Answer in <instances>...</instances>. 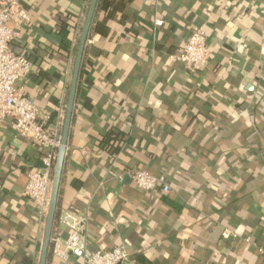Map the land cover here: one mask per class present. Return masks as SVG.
<instances>
[{
    "label": "crops",
    "instance_id": "crops-1",
    "mask_svg": "<svg viewBox=\"0 0 264 264\" xmlns=\"http://www.w3.org/2000/svg\"><path fill=\"white\" fill-rule=\"evenodd\" d=\"M101 1L58 215L88 214V251L124 247L131 254L124 264H264V0ZM20 2L32 24L16 46L34 72L18 86L55 129L90 0ZM199 26L207 28L210 60L192 72L169 56ZM44 155L0 123V264H40L46 220L23 192ZM132 169L164 175L171 193L140 190L126 175ZM226 229L238 237L225 240ZM47 264L83 261L50 253Z\"/></svg>",
    "mask_w": 264,
    "mask_h": 264
},
{
    "label": "built area",
    "instance_id": "built-area-1",
    "mask_svg": "<svg viewBox=\"0 0 264 264\" xmlns=\"http://www.w3.org/2000/svg\"><path fill=\"white\" fill-rule=\"evenodd\" d=\"M31 24V14L20 0H0V123L8 121L18 136L30 139L36 147L45 151L41 167L29 173L23 192V197L36 205L41 220L45 221L65 111L63 107L61 114L55 119L56 127L52 129V116L42 113L37 104L26 95L23 87L18 86V83L25 85L30 80L34 67L29 53L16 52L13 45ZM162 25V21L156 22V26ZM81 30L77 33L76 44ZM169 60L172 63H182L192 72L207 67L210 50L206 26L196 27L178 53L170 55ZM126 175L142 191L166 195L172 191L164 175L155 176L140 169L128 170ZM89 223L90 216L86 213L62 211L56 220L50 253L62 261L66 262L74 257L82 260L83 264H124L130 259L131 254L124 247L89 252ZM61 231H66L67 235L64 237ZM237 237L230 230L223 232L225 240Z\"/></svg>",
    "mask_w": 264,
    "mask_h": 264
},
{
    "label": "water",
    "instance_id": "water-1",
    "mask_svg": "<svg viewBox=\"0 0 264 264\" xmlns=\"http://www.w3.org/2000/svg\"><path fill=\"white\" fill-rule=\"evenodd\" d=\"M98 4H99V0H90L85 21L78 41L72 79H71L68 98H67L66 113L63 123V129H62L61 143L58 149L57 162L54 170L51 198H50V203L46 218L44 240L41 248L40 264H47L50 255L52 236L59 213L58 204H59V195H60V185L63 175L70 129L72 125V119H73V114L77 99L80 73L83 66V60L86 52L90 30L95 18Z\"/></svg>",
    "mask_w": 264,
    "mask_h": 264
},
{
    "label": "trees",
    "instance_id": "trees-1",
    "mask_svg": "<svg viewBox=\"0 0 264 264\" xmlns=\"http://www.w3.org/2000/svg\"><path fill=\"white\" fill-rule=\"evenodd\" d=\"M101 4H102V1L100 0V2H99V7L101 6ZM69 30L67 29V27L65 26V25H63L62 26V28H61V31H60V39H61V46H62V48L63 49H65V50H69V48H70V46H71V43H70V41L68 40V36H69ZM17 43H19L18 41L16 42V43H14V45H13V49H14V51H16V52H20V50H18V48H17ZM83 75H84V69H83V67H82V70H81V73H80V80H79V87H78V93H77V97L79 96V89H80V82H81V80H82V78H83ZM112 146H113V144L111 143V145L109 146L108 145V149H110V148H112Z\"/></svg>",
    "mask_w": 264,
    "mask_h": 264
}]
</instances>
